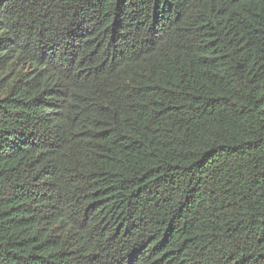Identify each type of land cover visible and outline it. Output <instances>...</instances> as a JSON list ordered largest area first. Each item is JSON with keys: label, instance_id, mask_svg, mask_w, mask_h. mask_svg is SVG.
<instances>
[{"label": "trees", "instance_id": "1", "mask_svg": "<svg viewBox=\"0 0 264 264\" xmlns=\"http://www.w3.org/2000/svg\"><path fill=\"white\" fill-rule=\"evenodd\" d=\"M0 264H264V0H0Z\"/></svg>", "mask_w": 264, "mask_h": 264}]
</instances>
